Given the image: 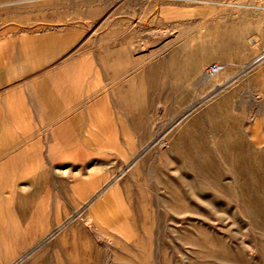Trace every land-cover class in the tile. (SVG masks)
<instances>
[{
  "label": "rangeland",
  "instance_id": "1",
  "mask_svg": "<svg viewBox=\"0 0 264 264\" xmlns=\"http://www.w3.org/2000/svg\"><path fill=\"white\" fill-rule=\"evenodd\" d=\"M260 6L264 0H0V92L25 88L23 81L41 74L46 58L56 68L92 60L99 71L97 97L107 111L101 123L108 131L93 134L101 147L83 148L82 177L93 189L98 185L93 179L102 184L119 173L113 184L121 185L135 211L141 243L121 241L111 251L85 247V264H264V59L243 67L264 49L258 43ZM208 30L211 37L204 35ZM223 36L233 43L230 53L223 50ZM184 41L209 48L203 69L223 65L220 81L235 75L233 83L198 84L195 76L171 69L175 48ZM32 88L38 104L47 107L41 86ZM40 111L33 109L37 123ZM157 135L159 140L134 160ZM45 136L53 133L35 132L36 139ZM127 159L134 160L128 167ZM79 167L73 165V175ZM73 183L48 175L19 180L13 200L17 227L9 241L16 254L31 243L22 244L18 221L25 224L42 197L51 198V207L60 205L63 217L90 195L77 198ZM24 184L30 188L23 190ZM52 216L45 217L54 224ZM10 249L0 241V264L10 260ZM58 250L61 246L16 264H56Z\"/></svg>",
  "mask_w": 264,
  "mask_h": 264
},
{
  "label": "bare ground",
  "instance_id": "2",
  "mask_svg": "<svg viewBox=\"0 0 264 264\" xmlns=\"http://www.w3.org/2000/svg\"><path fill=\"white\" fill-rule=\"evenodd\" d=\"M204 28L206 30V27ZM173 34L175 33H170V35ZM204 35L210 36L211 31L208 30ZM222 38L225 54L232 52L233 43L229 41L228 36H223ZM60 42L59 44H61ZM185 43L184 41L183 44L181 43L182 45L176 46L174 51L175 56L170 61L171 69H176L175 71L182 69V73L179 72V74L182 75L184 73L183 77L195 76V83L218 80L217 88L218 86H227L233 83L232 79L235 75H232L234 77L230 79L220 81L221 76L225 72L223 65L216 72L211 71L209 68L203 69L204 63H202L201 59H203L204 53L209 52V48L197 42H193L192 44L187 43V45ZM213 43L216 44L217 41ZM204 44L206 45L207 43ZM211 45L212 43H210ZM52 51L54 50L52 49ZM49 53L52 54V52ZM262 54L254 57L252 61L245 62L243 67L256 64L262 60L264 57ZM44 56L45 54L41 57L44 59ZM37 59L39 60V58ZM50 61L51 59L49 58L42 61V65L45 66L43 72L25 79L20 86H25V88H20L19 92L17 90L0 92V101L3 100V102H0V241L1 243L11 244V257L5 264H16L20 259L25 260L26 258L36 260L43 252L55 246H61V250H58L55 256L56 264H85L86 256L83 252L85 247L90 248L96 245L107 251H111L113 245L121 241H136L141 243V239H137L136 236L139 229L138 224L134 223L135 211L127 203V196L121 185L113 184L119 173L104 179L102 184L99 183L97 178L93 179L92 182L98 184L91 185L93 189H89L88 182H84L82 177V166L87 156L86 153L82 152L83 148L95 149L101 147L102 144L96 142L97 137L93 136V134L108 131L101 123L103 117L107 115V111L101 109L102 98L97 97V90L99 89L97 84L100 82L98 68L92 60H88L89 63L78 61L74 65L63 64L58 68L52 67ZM261 68L262 66L257 71L259 72ZM179 81L181 82V80ZM29 85H32V87L34 85L41 86V93L50 102V104H47V107L38 104L39 102L32 92L33 88L30 87L29 89ZM208 97L209 95L206 98ZM4 98H7V100ZM199 101L200 99L190 103L172 121V124H175L183 116L191 112ZM37 106L41 108L39 123L33 119V109ZM85 124L89 125L88 129L85 128ZM43 130L48 132V134L50 132L53 133V137L49 138V136H45L42 139L44 143L40 138H35V132ZM85 132L89 134L85 135ZM253 135L257 139L261 138L260 133ZM159 138L160 136L157 135L156 138L141 147L134 155V160L140 158L141 154L150 148L154 142L158 141ZM159 143L161 145L165 144L163 140H160ZM44 148L47 149V152L43 151ZM72 149L74 151L76 149L77 151L74 152ZM132 162L127 159L125 166L128 167ZM46 163L51 164V167L49 166L50 168L45 169L47 168H44ZM75 163L80 167L78 172L73 175L74 169L72 167ZM43 175H48L53 180L60 177L68 180L70 183L73 179L74 183L70 187L77 198H83L87 192H90V195L85 197V200L76 204L63 217H60L59 214L61 210L60 205L51 207L53 205L50 200L51 198L42 197L32 208L31 215L26 223L24 224L22 220L18 221L22 244L26 242L31 243L23 252L16 254L15 248H13L14 242L9 243V241L17 227L15 210L13 208L17 184L21 179H29L33 182L38 178H42ZM28 188H30V185H22L23 190H27ZM86 208H88L86 217H79L77 221L71 223ZM47 214H52L51 218H56L54 224L50 223L49 217H45ZM69 223L71 225L68 227ZM85 231H87L86 235L84 234ZM43 244V248L33 253Z\"/></svg>",
  "mask_w": 264,
  "mask_h": 264
},
{
  "label": "crops",
  "instance_id": "3",
  "mask_svg": "<svg viewBox=\"0 0 264 264\" xmlns=\"http://www.w3.org/2000/svg\"><path fill=\"white\" fill-rule=\"evenodd\" d=\"M258 9H260V10H263V12H264V6H260V7H257ZM262 25H261V28H262V31L263 32H261L260 34H261V39H259L258 41H260V42H258L259 44L261 43L263 46H264V16H263V18H262ZM264 52V49L259 53V54H262ZM262 55H264V53L262 54ZM263 59H264V57H263ZM262 59V60H263ZM264 67V66H263Z\"/></svg>",
  "mask_w": 264,
  "mask_h": 264
},
{
  "label": "built area",
  "instance_id": "4",
  "mask_svg": "<svg viewBox=\"0 0 264 264\" xmlns=\"http://www.w3.org/2000/svg\"><path fill=\"white\" fill-rule=\"evenodd\" d=\"M220 68V65L217 64V63H213L212 65H210V70L213 71V72H216L218 71V69Z\"/></svg>",
  "mask_w": 264,
  "mask_h": 264
}]
</instances>
